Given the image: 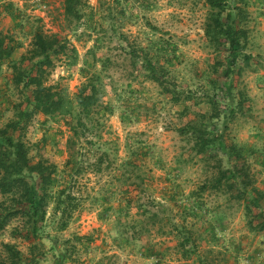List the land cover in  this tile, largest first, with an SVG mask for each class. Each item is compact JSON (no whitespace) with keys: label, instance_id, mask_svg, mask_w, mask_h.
<instances>
[{"label":"rangeland","instance_id":"1","mask_svg":"<svg viewBox=\"0 0 264 264\" xmlns=\"http://www.w3.org/2000/svg\"><path fill=\"white\" fill-rule=\"evenodd\" d=\"M65 2L0 0L12 48L0 59V129L33 110L35 36H56L64 48L46 84L65 112H35L14 134L56 165L53 191L78 208L62 229L52 194L35 245L18 219L0 231V250L15 244L35 264L64 254L63 264H264V0H84L80 18ZM228 21L241 49L227 72ZM88 82L99 92L90 113L76 100ZM219 139L242 152L259 207L226 185L227 170L243 166Z\"/></svg>","mask_w":264,"mask_h":264},{"label":"trees","instance_id":"2","mask_svg":"<svg viewBox=\"0 0 264 264\" xmlns=\"http://www.w3.org/2000/svg\"><path fill=\"white\" fill-rule=\"evenodd\" d=\"M222 1L212 0L214 5H221ZM84 4V0H66L65 11L74 18H80ZM227 17L231 22L234 20L232 13ZM230 21L226 28V36H228L230 45V52L227 56V72L236 64L238 52L241 49L239 32ZM35 46L34 56L39 59L31 69L29 81L34 86L31 100L33 110L21 111L18 119L0 129V194L5 197L0 201V231L14 220L25 219L24 224L21 227L17 226L16 230L23 238L30 241L31 246L35 245L33 241L41 233L46 208L52 194L54 195L55 210L62 216V229L67 226L68 218L78 208V204H73L75 197L71 193H66L64 189L53 191L58 173L56 165L43 159L34 160L30 156L25 142L19 137L16 138L14 134L25 127L24 125L30 121L35 112L48 116H58L65 112L64 97L52 85L46 84L50 73L49 68L53 66V55L62 52L64 45L56 36L39 33L35 36ZM11 52L12 48L5 46L3 38L0 37V59L10 56ZM148 68L151 71V78L160 80L156 67L150 64ZM98 93L95 83L88 82L79 87L76 100L83 110L90 113L91 108L96 105ZM196 137L199 139L196 144L198 151L204 152L211 139L203 132ZM218 142L221 150L229 152L230 156L234 155L236 163L243 166L241 169L230 168L227 170L226 173L229 175L225 178L226 185L233 191L235 199L246 201L247 209L259 207L261 205L260 197L253 193L255 188H249L246 174L242 172L246 165L245 161H242L244 158L242 152L238 151L236 147L233 151L228 150L222 139H219ZM31 255L28 262H24L23 254L18 247L15 244L5 243L0 250V264H35L38 258ZM64 255H60L57 264H63Z\"/></svg>","mask_w":264,"mask_h":264}]
</instances>
